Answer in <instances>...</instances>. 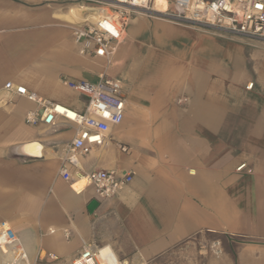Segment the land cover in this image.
<instances>
[{"label": "crops", "instance_id": "crops-1", "mask_svg": "<svg viewBox=\"0 0 264 264\" xmlns=\"http://www.w3.org/2000/svg\"><path fill=\"white\" fill-rule=\"evenodd\" d=\"M76 4L0 0V224L19 240L18 263L38 250L45 264L48 253L68 262L83 242L110 245L125 264L148 262L218 239L223 253L209 249L202 264H264V40L133 11L105 63L77 51ZM103 72L122 81L125 115L74 173L131 171L111 198L60 176L74 124L26 123L36 104L4 88L22 84L82 110L87 96L63 79ZM7 252L0 264L17 255Z\"/></svg>", "mask_w": 264, "mask_h": 264}, {"label": "built area", "instance_id": "built-area-1", "mask_svg": "<svg viewBox=\"0 0 264 264\" xmlns=\"http://www.w3.org/2000/svg\"><path fill=\"white\" fill-rule=\"evenodd\" d=\"M128 1L135 3L140 10L153 11L154 0ZM106 4L111 8L100 7L103 13L95 20L84 17L82 21L71 24L77 51L81 56L108 60L123 38L130 13L136 11L132 6L111 2ZM162 14L176 21L199 22L236 34L264 38V0H167ZM63 82L72 90L87 96L85 107L82 110L72 109L71 115L66 107L48 102L21 84L8 81L4 88L8 94L23 96L36 104L34 109L25 112L26 123L50 124L59 119L74 123V135L59 167L60 176L69 181L71 186L81 182V187L92 186L99 198H111L131 181V171L117 173L112 169L98 168L74 172L80 170L79 155H85L91 147L103 144L110 128L122 122L126 110L122 81L103 72L95 82L68 78L63 79ZM252 84H247V88ZM119 148L124 152L128 150L121 143ZM244 167L245 163H242L237 168ZM210 248L216 255L223 251L218 239L210 242ZM0 250L5 255H8V250H16L17 255L11 257L7 264H19L18 261L24 259L19 240L12 228L4 223L0 227ZM47 256L49 263L53 264H112L109 255L103 254V247L91 242H83L76 256L68 262L52 253ZM27 264H45L41 250Z\"/></svg>", "mask_w": 264, "mask_h": 264}, {"label": "rangeland", "instance_id": "rangeland-1", "mask_svg": "<svg viewBox=\"0 0 264 264\" xmlns=\"http://www.w3.org/2000/svg\"><path fill=\"white\" fill-rule=\"evenodd\" d=\"M52 1H58L59 3L63 4L64 6L67 4H71V3H79L82 5H86L89 7H95V8L96 7L111 8V6L109 7V4H106V2H111L112 0H52ZM101 1H103V2H101ZM141 11H143L144 13L149 14V15L166 17L164 14L158 13L155 10H153V11L152 10L151 11L141 10ZM130 14H132V12ZM166 18H168V17H166ZM171 20H173V19H171ZM178 22H182V21H178ZM182 23H194L198 26L206 25L204 23H199V22H182ZM207 26L211 27V29L216 30L215 32H217L218 34H222V35H225L228 37H231V35L232 36H234V35L241 36L242 35V34L232 33V32H229V31H226L223 29H219V28H216L214 26H210V25H207ZM124 35H125V32L123 33V37H124ZM249 37H252L253 39L264 40V38H262V37H256V36H249ZM122 40H123V38H122ZM65 233H67V231ZM213 240H216V239H213ZM191 244H192L191 245L192 250L188 251V252L183 250V249H187V246H184V243H182L181 245L177 246L173 250L168 251L165 254H163L157 258H154L148 262L132 261V262H130V264H202L204 262L205 254L209 253V249L211 250L212 254H214L212 249L210 248V243L208 245L207 244L205 245L203 242L199 243L198 241H194V243H191ZM221 246H223L222 243H221ZM222 250H223V248H222ZM222 253H223V251H222Z\"/></svg>", "mask_w": 264, "mask_h": 264}, {"label": "bare ground", "instance_id": "bare-ground-1", "mask_svg": "<svg viewBox=\"0 0 264 264\" xmlns=\"http://www.w3.org/2000/svg\"><path fill=\"white\" fill-rule=\"evenodd\" d=\"M119 1H120V3H117ZM111 3L119 4V5H125L127 7L132 6V7H134V9H136V11L144 13L143 11L138 9L139 7H137V5H135V3H132V1H128V0H114V1H111ZM166 5H167V0H154V2H153V10H155L158 13H163V10H165ZM74 8L76 9V18H77V21H75L74 24H76L77 22L82 21L84 17H86L88 19L95 20L97 18V16H99V15H101L103 13V8H100V7H96L95 8V7H89V6H81V4H76V5H74ZM71 24L72 23H69V25H71ZM116 49H117V46L115 48V51H116ZM115 51L113 52L112 56L114 55ZM112 56H110V58L108 60L104 59V58H99V59H103L105 61V63H109L110 60L112 59ZM95 58H98V57H95ZM46 100L48 102H54V101H50L48 99H46ZM54 103H56V102H54ZM56 104H59L61 106L66 107V109L68 110V114L71 115L70 111L72 110V108H70V107H68L66 105L60 104V103H56ZM70 123H72V122H70ZM72 124H74V123H72ZM105 142H106V140H105ZM105 142L103 144H101V145L93 146V147L103 146V145H105ZM93 147H91V149ZM26 148H27L28 151H30L29 153L32 152V153H38L39 154L40 145L38 143H33V144H30V145H26ZM22 149H24V148H22ZM90 150H89V152H90ZM88 153H86V154H88ZM78 183H81V182H78ZM2 224H0V227L2 226ZM4 224L8 225L7 223H4ZM100 246L103 247V254L105 256L109 255V258H110L112 264H125L124 259H120L116 255L114 249L110 245L105 244V245H100Z\"/></svg>", "mask_w": 264, "mask_h": 264}]
</instances>
